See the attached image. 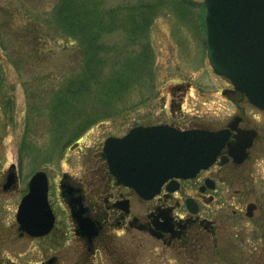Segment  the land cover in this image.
Segmentation results:
<instances>
[{"label":"rangeland","instance_id":"obj_1","mask_svg":"<svg viewBox=\"0 0 264 264\" xmlns=\"http://www.w3.org/2000/svg\"><path fill=\"white\" fill-rule=\"evenodd\" d=\"M56 1L0 0V254L3 259L12 264H34L47 259L50 253L49 236L20 237L16 220L28 180L36 170H47L55 187L63 173L81 175L95 163V155L101 152L108 136H120L135 125L172 123L187 128L222 129L234 115L244 114L259 129L260 137L242 172L232 173L235 178L223 185L221 195L228 200L224 211L230 233L234 232L231 239L236 245L234 249L226 252L205 249L183 256L175 250H165L147 235L119 232L118 240L106 244L92 260L93 264H264V111L250 105L240 92L230 93L228 90L233 88L230 80L214 71L204 42V21L202 25L197 17L204 0H191L196 7H190L185 16L165 0L155 12L149 29L135 43L130 32L122 29L103 36L102 42L112 49L104 56L107 60L104 74L119 68L125 57L137 56L144 46L149 48L153 60L142 80L134 81L130 92L122 94L124 98L115 96L113 103L107 104L103 98L93 105L100 106L101 113L92 116L95 122L75 140L70 138L71 130L87 114L76 115L92 103L72 102L74 108L70 113L63 108V118L55 119L50 114L54 93L77 72L79 65L71 41L40 18L52 10ZM141 2L160 0H105V5L111 8ZM113 107H120L118 113L116 108L111 110ZM13 165L19 174L18 187L4 190L8 170ZM52 200L58 217L72 235L69 214L56 192ZM249 201L259 204L252 219L245 215Z\"/></svg>","mask_w":264,"mask_h":264},{"label":"flooded vegetation","instance_id":"obj_2","mask_svg":"<svg viewBox=\"0 0 264 264\" xmlns=\"http://www.w3.org/2000/svg\"><path fill=\"white\" fill-rule=\"evenodd\" d=\"M228 91L239 93L232 88ZM167 124L180 130L193 128ZM222 129L228 130V138L211 164L202 167L191 177L166 179L150 197L142 196L134 186L119 180L111 171L103 147L100 154L95 155L96 162L85 168L81 175L65 172L55 187L50 183V174L44 170L48 177V201L55 215L54 227L46 235L32 236L19 230L18 226L20 237L38 239L49 236L48 258L34 264L49 259H53V264H93L92 259L106 244L118 240L121 236L119 232L147 235L161 243L165 250L169 248L183 256L191 252L201 253L205 249L215 252L234 249L236 245L231 243L234 232L230 233L229 220L224 211L228 200L221 194L223 185L228 184L231 177L235 178L232 173H241L251 159L260 132L244 114L234 115ZM15 172L16 182L9 190L18 187L16 168ZM32 175L24 195L29 192ZM54 192L69 214L73 225L72 235L58 217V209L52 200ZM258 208V203L249 201L245 215L254 218ZM115 256L118 257V254L115 253ZM0 259L1 264H12L5 261L1 254Z\"/></svg>","mask_w":264,"mask_h":264},{"label":"water","instance_id":"obj_3","mask_svg":"<svg viewBox=\"0 0 264 264\" xmlns=\"http://www.w3.org/2000/svg\"><path fill=\"white\" fill-rule=\"evenodd\" d=\"M204 8L205 45L214 71L264 109V0H204ZM228 134L227 129L139 125L122 137L109 136L104 154L119 180L150 197L166 179L188 178L211 164ZM9 172L4 190L16 182L15 165ZM47 182L46 172L37 171L17 212L19 230L32 236L48 234L54 227ZM40 264H53V259Z\"/></svg>","mask_w":264,"mask_h":264},{"label":"trees","instance_id":"obj_4","mask_svg":"<svg viewBox=\"0 0 264 264\" xmlns=\"http://www.w3.org/2000/svg\"><path fill=\"white\" fill-rule=\"evenodd\" d=\"M164 2L165 0H160L159 3L141 2L108 8L105 0H57L52 10L44 17H40L44 18L56 33L71 41L70 44L79 58L77 72L68 77L64 85L54 93L50 114L57 119L62 117L63 108H66L68 113L72 111L74 108L72 102L86 100L92 103L86 105L83 111L76 115L85 112L87 114L85 120L78 122L76 128L71 130L72 140L78 138L95 122L92 116H97L96 112L100 106L94 107V104L104 100L103 98L106 99V104L113 103L115 96L119 99L124 98L122 94L130 92V86L134 81L142 80L153 60L149 48L144 46L137 56L125 57L119 68L111 69L104 74L107 62L104 56L112 49L102 42L103 36L116 29H122L130 32L131 41L135 43V40L141 38L149 29L155 12L163 4L171 2L175 10L183 16L191 10L190 7H196L191 0ZM200 7L202 9L197 17L203 25V4L200 3ZM128 72H131L130 76ZM132 72L136 74L133 75ZM115 108L118 113L120 107H113L111 110ZM65 121V119L60 121V125Z\"/></svg>","mask_w":264,"mask_h":264}]
</instances>
